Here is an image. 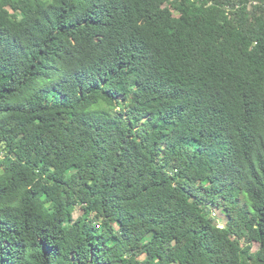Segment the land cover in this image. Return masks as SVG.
<instances>
[{"label":"trees","instance_id":"obj_1","mask_svg":"<svg viewBox=\"0 0 264 264\" xmlns=\"http://www.w3.org/2000/svg\"><path fill=\"white\" fill-rule=\"evenodd\" d=\"M0 150V264H264V0H0Z\"/></svg>","mask_w":264,"mask_h":264},{"label":"rangeland","instance_id":"obj_2","mask_svg":"<svg viewBox=\"0 0 264 264\" xmlns=\"http://www.w3.org/2000/svg\"><path fill=\"white\" fill-rule=\"evenodd\" d=\"M96 5L101 6L104 2H106L107 0H92ZM142 99H143V94L137 90L134 94H132L129 98V105L130 107H139L142 104ZM2 151L0 150V156ZM40 189L47 194V196H50L53 191L54 188L51 184L44 182L41 183L40 185ZM204 191H209L208 188H203ZM215 201V204H211L213 211L211 213L210 218L212 219V221L217 224L218 226H220L221 228L227 227L228 222H229V218L226 215L225 212V208L223 206L224 203V199L223 197H221L220 195H217ZM84 213V210L82 209V207L80 205H75L74 209H73V220H77L79 217H81ZM213 214V215H212ZM214 218H213V217ZM243 243H245V241L243 240ZM259 249V244L254 242L253 243V251L256 252Z\"/></svg>","mask_w":264,"mask_h":264}]
</instances>
